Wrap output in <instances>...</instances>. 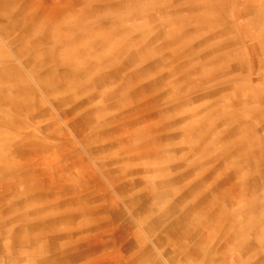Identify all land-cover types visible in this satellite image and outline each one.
<instances>
[{
	"label": "rangeland",
	"instance_id": "374dc122",
	"mask_svg": "<svg viewBox=\"0 0 264 264\" xmlns=\"http://www.w3.org/2000/svg\"><path fill=\"white\" fill-rule=\"evenodd\" d=\"M220 4L0 0V264H264V0Z\"/></svg>",
	"mask_w": 264,
	"mask_h": 264
},
{
	"label": "bare ground",
	"instance_id": "6f19581e",
	"mask_svg": "<svg viewBox=\"0 0 264 264\" xmlns=\"http://www.w3.org/2000/svg\"><path fill=\"white\" fill-rule=\"evenodd\" d=\"M220 6H221V8H220V13H219V18H216L215 20H220V16L223 14V12L225 11L224 10V8H226V6H228V3H229V0H220ZM236 14H237V16L238 17H240V18H242V19H244L245 20V17L243 16L244 14V10H243V5L242 4H238V6H237V8H236ZM260 18H261V16H259ZM253 21H255V17L253 16V18H252V20H251V22H253ZM230 25H231V23H230ZM232 26V25H231ZM4 74V73H3ZM1 82V81H0ZM2 92H3V89H2V87H1V85H0V102H1V94H2ZM255 108V107H254ZM248 111H250L251 113H254V110L251 108V109H247ZM247 111V112H248ZM25 228H27V229H32L33 227H31L30 225L29 226H27V227H25ZM20 231H21V229H18V231L17 232H14L13 234H15L16 236L20 233ZM55 263H56V261H55Z\"/></svg>",
	"mask_w": 264,
	"mask_h": 264
}]
</instances>
